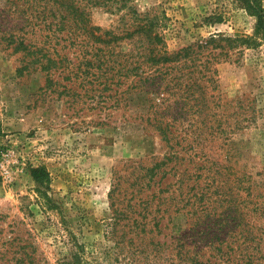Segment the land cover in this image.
<instances>
[{"label":"rangeland","instance_id":"374dc122","mask_svg":"<svg viewBox=\"0 0 264 264\" xmlns=\"http://www.w3.org/2000/svg\"><path fill=\"white\" fill-rule=\"evenodd\" d=\"M153 23L169 51L211 36L222 46L210 45L196 60L146 63L152 92L113 96L95 73L100 68L84 58L113 39L117 67L123 59L133 66L148 34L140 27ZM255 23L237 0H0V264H67L74 235L89 264L201 259L183 229L182 202L174 211L129 206L138 162L171 153L159 129L136 116L145 102L175 134L233 131L231 143L216 139L212 147L237 172L199 179L206 193L197 209L223 224L229 193L238 191V211L264 228V53L242 39ZM21 39L54 44L72 62L52 69L48 81L40 62L15 49ZM250 106L255 120L244 128ZM38 166L48 169L49 186L34 179Z\"/></svg>","mask_w":264,"mask_h":264},{"label":"trees","instance_id":"16d2710c","mask_svg":"<svg viewBox=\"0 0 264 264\" xmlns=\"http://www.w3.org/2000/svg\"><path fill=\"white\" fill-rule=\"evenodd\" d=\"M237 1L256 18L253 34L242 38L243 41L252 47H262L264 53V0ZM157 26L153 23L140 27L144 33L148 34L147 39L143 42L145 47L133 61V66L129 65V60L126 62V59H123V63H119V67H117L119 56L114 55L113 43L115 41L113 39L104 40L103 47L96 46V50L91 53V56L85 57L83 63H90L93 67L100 68L99 72L95 73L103 78L105 89L109 87L111 91H114L113 96L121 94L123 98H131L133 95L142 93L150 94L153 90L145 83V80L151 78L152 73L144 67V64L151 63L159 66L180 63L184 59L196 60L210 45H213V48L222 46L219 43L213 44L218 40L211 36L203 41L184 45L178 50L169 51L165 36L159 28L157 29ZM14 42H16V50L22 51L26 56H33V61L40 62L42 70L47 71L48 81H53L52 69L64 66L66 62H72L66 55L59 54L54 44L37 46L26 39L14 40ZM71 71L73 70L71 69ZM120 83L124 87L121 90V85L115 87ZM199 85L202 86L201 83ZM241 97V95H237L235 100L238 102ZM144 99L148 102L147 98ZM202 100L204 103L207 102L205 94L202 96ZM128 101L126 102L129 105ZM124 105L126 106L125 103ZM151 106L146 102L143 103V109L136 116L142 122L159 129L162 139L170 146L171 153L162 159L153 160L152 164L138 162V165L135 166L137 169L134 173L132 196L128 199L129 206L136 211H152L154 206H163L164 211H174V207L182 202V217L186 218L183 229L191 243H194L193 248H198L195 253L199 254V258H201L198 259L196 256V259H193L189 264H264V260H261L264 259V228L253 225L246 219L243 211H238L240 206V202H236L238 191L236 197H234V191L229 193L233 195L231 203H229L230 211L227 213L229 219L223 224L213 211H198L196 205V202L201 200V195L206 193L199 191V188L196 187L197 184H201L199 179L204 181L211 178L213 181H221L228 179L231 172H237L231 164L222 166L218 162V154L212 147V142L216 139H229L227 142L231 143L233 131L225 135L202 132L197 135L187 132L182 135L175 134L170 131V121L157 118V116L152 117ZM252 106H250L251 113L245 119L248 123L244 128L250 126L255 120V110L252 109ZM201 120L204 122V118ZM192 163L193 166H190ZM31 173L37 182L49 186L50 173L46 167H32ZM159 173L162 174L160 178ZM165 179H169V181ZM112 204H115L114 200ZM207 207L213 210L216 206L208 204ZM114 212L119 216V211ZM136 221L137 219H134V222ZM72 240L74 247L71 251V259L67 264H89L85 255V244L79 241L76 235L72 237ZM219 254L221 259H219Z\"/></svg>","mask_w":264,"mask_h":264}]
</instances>
